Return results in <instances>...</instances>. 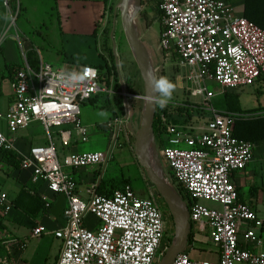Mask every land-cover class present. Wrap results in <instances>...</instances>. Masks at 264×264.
<instances>
[{
	"label": "built area",
	"instance_id": "2783aa9c",
	"mask_svg": "<svg viewBox=\"0 0 264 264\" xmlns=\"http://www.w3.org/2000/svg\"><path fill=\"white\" fill-rule=\"evenodd\" d=\"M157 1L162 12L160 47L167 56L177 58L190 95L202 98L213 114L199 132L194 127L169 125L166 145L160 151L168 168L166 178L175 180L193 200L191 223L206 222L218 248L217 260L195 259L185 251L174 264H264V240L257 232L263 221L239 201L231 178L253 161L258 147L234 135L235 122L240 117L264 116V109L250 115L218 113L210 105L216 94L207 85L213 81L227 91L264 79V28L239 11L234 0ZM85 66L91 69L87 80L62 86L58 73L71 69L44 61L34 69L25 56L22 68L15 72L13 100L5 113L0 111V156L4 151L16 152L21 168L31 172L34 183L43 182L49 193L67 197L65 225L53 232L39 226L33 234L52 233L62 241L56 264H159L170 245L163 247L167 227L155 188L148 197L138 195L131 184L113 196L101 195L94 188L91 197L83 199L77 180L65 171L102 167L117 144L118 135L106 152L65 151L73 141H89L93 132L80 119L81 103L100 92L110 93L101 85L100 70ZM122 95L131 96L125 89ZM35 122L42 125L47 141L21 151L19 133ZM124 122L118 119L114 125L120 128ZM42 199L50 208L49 194H42ZM201 200L217 202L222 209L209 208ZM12 208L8 193L0 190V210L7 214ZM89 214L98 219L95 227L86 222Z\"/></svg>",
	"mask_w": 264,
	"mask_h": 264
},
{
	"label": "rangeland",
	"instance_id": "374dc122",
	"mask_svg": "<svg viewBox=\"0 0 264 264\" xmlns=\"http://www.w3.org/2000/svg\"><path fill=\"white\" fill-rule=\"evenodd\" d=\"M21 1L23 3V6H28L29 9L27 11L23 10L21 12V15H17L13 11H10L7 28L5 34L3 35V37H6L2 41V44H4L6 41H13L19 45L22 51V43L24 45V48H26V41L29 38L34 42L35 46H39L42 51H50L55 55H59L61 57V60H65L68 57V61L72 62L76 67H83L85 65H104L103 72L105 74H107V67L113 68V66L115 65L110 49H112L114 52V45L116 44V54L114 53V56L117 64V69L119 71V76L113 77L111 75V90L109 95L106 92H100L96 96L95 101H87L85 103H81L80 105V119L82 123L85 125H89L91 128H95V132L91 133L89 141H73L69 145V147H65V151H70L71 149L74 152H83L93 149L106 150L108 148L114 136L113 134L116 127L114 124L111 125L113 121L109 122L108 124L106 123L114 113H122L121 108L118 110V105L116 103V94L114 93L121 92L122 90L118 85V80H120L121 83L123 82L124 88L131 95L128 99V103L130 110L134 114V119L132 121V124L134 126V134H137L142 126L146 90L144 79L134 55L130 39L121 20V12L119 9L117 10L120 0H113V11L107 12L106 16L100 18L102 21L101 25L104 23L105 28H108L106 29V31L105 28L103 30L105 31L104 37H97L91 34L89 37L87 35L83 37L86 40L79 39V41L72 39L69 40L67 36L62 39L60 29L61 18L59 13L54 9L56 0ZM239 1L240 0H234V4L237 9L241 7V5H239L241 2ZM159 10L160 7L157 0H142V7L137 14L136 24L141 32L142 41L144 42L148 50L154 75L158 77L166 76L176 85V89L170 102H174L180 105L187 104L190 103L191 100L194 101V99L190 97L187 83H182L178 79V77H180L181 75V71L178 67V60L174 56H167V54L164 53L160 47L159 33L161 14ZM116 11L118 12L117 17H115ZM84 14H87V11H84ZM150 20L153 21L151 27H149L148 25V21ZM114 22H116V25L114 24ZM37 31L43 32L46 36L48 35L47 39L43 40L39 33L36 34ZM113 31L114 37H112ZM116 55L118 58L117 60ZM46 57L44 58V62H48L56 68L64 69L63 65H58L57 63ZM0 62L1 64H4V55L3 51L1 50ZM0 78L2 85L0 90V110L5 112L7 111L11 103L10 95L12 93V88L10 73L4 67L1 68ZM209 88L210 91L216 93V97H213L211 101V105L215 107V109L219 108L218 104L223 101V99H225L226 93L237 94L238 97H240L243 108L246 110L264 106V79L258 81V83H256L255 85L243 86L234 90L231 89L223 91L220 85L215 82L210 83ZM202 107L206 108L205 105H202ZM204 112L209 113L207 111ZM204 112L203 110L198 109L196 117H194L192 120L187 121L186 124L194 125L196 127L204 124L207 120V116ZM115 118H117V115H115ZM179 118L183 121L185 119L183 117ZM123 128L125 130H128L127 126L125 125L123 126ZM194 132H197L195 128ZM19 136L20 141L17 143V147H19L21 151H27L31 145H43L47 141L44 129L39 122H35L31 125L30 128L22 130L19 133ZM131 138L132 141L130 144L133 147V150H131V152L135 153V135H131ZM57 146L59 150L62 149L60 142H57ZM157 148L159 151V149L163 148V145H161L160 148L157 146ZM113 153V157L107 162V164L103 165V169L101 171L103 177L109 179L112 177L121 178L123 177V175L128 177L130 176L135 185V189L141 191L143 189H146V186H151L152 183L148 180L144 169L135 163L133 155L128 152L127 148H120L117 144ZM92 169L93 167L85 168L87 172L91 173ZM12 170V168L8 169L5 165L4 169H0V187H2V189H4L5 191L10 192L11 195L14 196V184L16 180L15 175L12 176L11 174ZM79 170L65 168V171L75 176L78 181L80 180V176L82 175L80 174L81 172ZM84 189L85 183L82 182V184H80V191H84ZM143 194L146 193H142V195ZM80 196L83 198L84 194H80ZM160 203H164L161 198ZM201 203L209 208L218 210L222 209V206L219 203L211 200H201ZM164 209V216L166 218L168 217L170 211L169 209L168 211H166L165 207ZM15 213L16 209H13L11 215L9 217L7 216V219H5V221L9 225H12L14 223L12 219L15 217ZM59 219L60 223H62L64 220L62 214L59 216ZM86 222L88 226L91 227H94L99 223L98 219L91 214L86 217ZM19 231V229L15 230L14 233L21 235ZM174 237L175 226L168 227L167 235L163 242V247H168L169 242L172 243ZM30 240L36 242L37 244H39L40 240H44V243H41L40 246L45 245L49 247V245L52 244L53 247L50 249L49 254L44 256L42 262L46 261V264H54L60 241L57 238H54L53 236L47 234L40 237L39 239L33 238ZM199 245L207 249H210L211 247L214 248V244L212 242L201 243ZM194 254H196L195 257L198 259L208 258L197 256L198 251H194Z\"/></svg>",
	"mask_w": 264,
	"mask_h": 264
},
{
	"label": "crops",
	"instance_id": "0c3cea01",
	"mask_svg": "<svg viewBox=\"0 0 264 264\" xmlns=\"http://www.w3.org/2000/svg\"><path fill=\"white\" fill-rule=\"evenodd\" d=\"M112 2L113 0H56L55 1L56 5H54V9L59 13L60 18H61L60 29H61L62 39L65 38V36H67L69 40L72 39V40L79 41V39H85L83 37H85L86 35L89 37L91 34L94 36L103 38L105 34V31H103L105 28V25L104 23L101 25L102 21L100 18L106 16L107 12H110V6ZM15 4H17V8H18L16 12L17 15H21V12L23 10L27 11L29 9L28 6H23V3L21 0H16ZM10 11L12 12L11 7L10 5L9 6L6 5V0H0V50L3 51V55H4V64L3 63L1 64L0 62V71H1V68L4 67L10 73L11 88H12V93L10 95V102H12L13 100L12 83L15 77V72L18 69L22 68L24 60H25V56L27 58V54H29L32 51H35L38 56L37 67H34L31 64V66L34 69L39 68L41 61H44V58L46 56H47L46 58L51 59L53 62L57 63L58 65H63L64 68L71 69V70L81 68V67H76L72 62L68 61L67 59L68 57L65 60H61V57L59 55H55L51 53L50 51H42L40 47L39 46L36 47L34 42L30 40L29 38L26 41V48H24V45L22 43V51L19 45L13 41H10V42L6 41L4 44H2V41L6 37V36L3 37V35L5 34V31L7 28ZM84 11H87V14H84ZM161 30H162V23L160 24L159 36L161 34ZM37 33L41 35L43 40L47 39L48 35L46 36L41 31H37L36 34ZM180 71H181V75L180 77H178V79L180 82L186 83V81L182 79L184 73L182 70ZM212 82L213 81L207 82L208 87H209V84ZM1 87L2 85H1V78H0V90H1ZM124 89H122L120 92L121 96H123L122 92ZM96 96L92 98L91 100L95 101ZM190 97L194 99V101L192 100L190 101L191 105L194 106V108L199 107L201 108V110H203V112L204 111L209 112V113L204 112L205 115L207 116V120L204 124H201L198 127L194 125H188V124H179V125L194 127L197 130V132H199L201 131V129L205 127L207 122H209L213 118V114L207 108L202 107V105H204L202 102V98L195 97V96L192 97L191 95ZM129 98H125L123 96L124 112L122 111L121 114H119V112L114 113L113 116L106 123L108 124L109 122L113 121L111 123L113 125L118 119L119 120L124 119L125 121L123 125L120 126V128L118 125H116V131H114V134H113L114 136L108 148L106 150L93 149L92 151L106 152L107 150L111 149L112 144H113V139L114 137L118 135L117 137L118 146L120 148H124V147L127 148L128 152L131 153V155H133L134 161L136 163L137 158H136L135 153L131 152V150H133L132 149L133 147L130 144L132 141L131 135L133 136L135 135L133 132L134 126L132 124V121L134 119V114L130 110V107L127 108L126 102H125V99L128 100ZM239 100H240V97H239ZM116 103L118 105V110H119L120 105L117 101V98H116ZM240 103H241V100H240ZM218 106H219L218 109H215V107L213 106L212 108L218 113L225 112V104L223 103V101H221L218 104ZM260 107H264V106H260ZM241 108L244 111L257 109V108H252V109L246 110L243 108L242 104H241ZM250 114H253V113H246L244 115H250ZM115 115H117V118H115ZM124 125L127 126L128 130H125L123 128ZM169 125H173V124L171 123L168 124L167 128L169 127ZM92 129L94 133L95 128H92ZM163 138L165 141V143L163 144V148H164L167 142V138H168L167 132H166V135L164 134ZM18 139H19L18 140L19 142L20 136ZM162 149H159V152ZM160 159H161L164 171H167L168 168H167L165 160L163 159L162 156H160ZM4 165L8 169L10 168L13 169L11 174L12 176L15 175L16 182L14 184V192H15L14 196H12L10 192H7L4 189H2V187H0L1 191H5L8 193L10 201L13 204V208L7 214H5L4 212L0 210V264H46L45 263L46 261L42 262V259H44L45 255L49 254L50 249L53 247L52 244L49 245V247L45 245L40 246L41 243H44V240H40L39 244H37L36 242L31 241L30 239L40 238V237L33 236L34 230L39 226H45L48 230L53 232L65 225L66 218H65L64 211H65V207L67 206V197L63 194L53 195L52 193H49L46 184H44L43 182L34 183L32 181L31 172L29 170H23L21 167L19 169H15L13 166L8 164L2 158V155H1L0 156V169H4ZM102 169H103V166L93 167L92 173L87 172L85 168L81 169L82 171L79 170L81 172L80 174H82L80 176L79 181L74 176V178L78 182L79 194H84V197H85V198L83 197L84 199H89L91 197V192L94 188L97 190V187L100 185L101 179L105 180L106 183H109L112 180H117V179L122 178V177L121 178L112 177V178L106 179L105 177H103V174H101ZM69 174L72 175L71 173ZM123 176L125 178H131L130 176L129 177L125 175ZM231 178L234 184L238 188L239 201L249 205L250 208L254 212H256L257 215L260 217V219L263 221V226L261 228H258L257 232L261 236V238L264 240V143L258 144V147L256 148L254 152L253 161L244 170L234 172ZM82 182L85 183L84 191H80V184H82ZM132 183H133V180H132ZM152 186H153L152 184L151 186H146V189H143L142 191L138 189L137 190L135 189V190L138 195L142 197H148L151 194V191H152L151 189L155 188L154 186L152 188ZM23 188H29L32 190H36L39 193L40 198H42V194L48 193L52 200L51 207L50 208L45 207L37 215H28L27 213H25L22 209L18 208L14 204L16 198L18 197L19 193L21 192ZM142 193H146V194H143L144 195L143 196ZM156 197L159 203L160 197L158 196V194H156ZM13 209H16L15 217L12 219L14 223L12 225H9L5 221V219H7V216L9 217L11 215V213L13 212ZM61 214L64 217V220L62 223H60V219H59V216ZM18 229L20 230L19 232L21 233V235L14 233L15 230H18ZM191 233H193L194 240H193V243L189 245L187 249V252L190 254V256L192 258L198 259L195 257L196 254H194V251H198L197 256L208 257L207 259L209 260H217L218 259V248L215 245H214V248L211 247L210 249L201 247L199 245L201 243L212 242L211 241L212 230L210 226L206 222L192 224ZM47 235L54 237L52 233L47 234ZM58 240L60 241V244L58 245V253L56 255L54 264L57 263L60 252H61V248H62V241L60 239Z\"/></svg>",
	"mask_w": 264,
	"mask_h": 264
},
{
	"label": "trees",
	"instance_id": "16d2710c",
	"mask_svg": "<svg viewBox=\"0 0 264 264\" xmlns=\"http://www.w3.org/2000/svg\"><path fill=\"white\" fill-rule=\"evenodd\" d=\"M15 2L16 0H9V5L14 13H16L18 9L17 4H15ZM239 2H241L239 4L241 5V7L238 8V10L243 12L248 19H250L251 21L255 22L256 24L264 28V0H240ZM113 9L114 6L111 4L110 11L112 12ZM159 11L161 17L162 12L161 10ZM152 23H153L152 20L148 21L149 27H151ZM106 29L108 28L106 27L105 31ZM110 51L113 56L112 58L113 61L115 62V65L113 66V68L107 67V74L103 72L104 65H100V66L95 65V67H97L100 70L101 85L109 88V90H111L110 89L111 75L113 77L119 76V71L117 69L114 52L112 49H110ZM27 59L29 63L32 64V66L37 67L38 60L35 51L30 52L27 55ZM118 85L121 89H123L124 84H122L120 80H118ZM114 93L116 94V98L120 105L121 110L124 111L123 96H121L120 92H114ZM223 103L225 104V112L238 113L243 115L246 113H255L258 112L259 110L264 109V107H260L257 109L244 111L241 108V103L238 95L231 93H226L225 99H223ZM198 109L201 110V108L199 107L194 108V106H192L190 103L180 105L174 102H169L168 106L164 109H160L157 106V112L154 122V131H155L157 146L160 148L161 145L165 143L163 136L167 132L168 124L170 123L177 125L186 124L187 121L192 120L196 116ZM179 117L185 118L184 121L181 120ZM234 135L239 139H245L257 144H263L264 116L254 117V118H245V117L238 118L235 122ZM2 158L8 164L13 166L15 169H19L21 167V158L14 151H4L2 154ZM136 164L140 166L137 160H136ZM171 182L174 184L175 188L180 193L182 198L186 201L188 207H190L191 203L193 202L190 195L179 184H177L175 180L172 179ZM126 184H131L132 186L134 185L132 183L131 178H125L124 176L121 179L112 180L109 183H106L105 180L101 179L100 185L97 187V193L104 196H113L116 191L122 190ZM158 196L160 197L159 194ZM161 200L163 199L161 198ZM14 204L18 208L22 209L28 215H37L41 210L45 208V203L42 200V198H40L39 193L36 190H32L29 188H23L21 190ZM162 204L166 208V211H168V207L165 204V202ZM164 219L168 231V227L174 226L173 218L169 213L168 217L165 218L164 216ZM167 231H166V235H167ZM193 240H194L193 233H191L189 237V245L193 243ZM170 244L171 243L169 242V245Z\"/></svg>",
	"mask_w": 264,
	"mask_h": 264
},
{
	"label": "water",
	"instance_id": "95a60500",
	"mask_svg": "<svg viewBox=\"0 0 264 264\" xmlns=\"http://www.w3.org/2000/svg\"><path fill=\"white\" fill-rule=\"evenodd\" d=\"M129 1L130 0H120L117 10L119 9L121 12V20L130 39L134 55L144 79L146 90L142 126L137 134H135V155L139 165L144 169L148 180L154 185L158 194L164 200L173 218L175 237L159 264H174L177 256L187 251L189 246V237L192 231L190 210L174 184L169 181L164 174V168L157 148L154 131L157 106L147 102L152 94L148 73L151 72L154 74V72L148 50L142 41L141 32L136 24V17L142 7V0H136L137 8L135 10H130ZM117 15L118 12L116 11L115 17H117ZM114 24L116 25V22H114ZM112 37H114V31ZM115 45L114 53L116 54ZM117 59L116 55V60ZM125 102L127 108H129L128 100L125 99Z\"/></svg>",
	"mask_w": 264,
	"mask_h": 264
},
{
	"label": "clouds",
	"instance_id": "9594fccd",
	"mask_svg": "<svg viewBox=\"0 0 264 264\" xmlns=\"http://www.w3.org/2000/svg\"><path fill=\"white\" fill-rule=\"evenodd\" d=\"M91 69L87 66L82 67L80 70H61L58 73V81L62 86H77L82 84L88 79ZM148 80L151 85L152 94L148 98V103L164 109L168 106L172 99L176 85L166 76H156L151 72L148 73Z\"/></svg>",
	"mask_w": 264,
	"mask_h": 264
},
{
	"label": "bare ground",
	"instance_id": "6f19581e",
	"mask_svg": "<svg viewBox=\"0 0 264 264\" xmlns=\"http://www.w3.org/2000/svg\"><path fill=\"white\" fill-rule=\"evenodd\" d=\"M130 10H135L137 8V2L136 0H130Z\"/></svg>",
	"mask_w": 264,
	"mask_h": 264
},
{
	"label": "flooded vegetation",
	"instance_id": "af4514ba",
	"mask_svg": "<svg viewBox=\"0 0 264 264\" xmlns=\"http://www.w3.org/2000/svg\"><path fill=\"white\" fill-rule=\"evenodd\" d=\"M159 205H160V208H161V210L163 211V213L165 212V209H164V206H163V204H161L160 202H159Z\"/></svg>",
	"mask_w": 264,
	"mask_h": 264
}]
</instances>
